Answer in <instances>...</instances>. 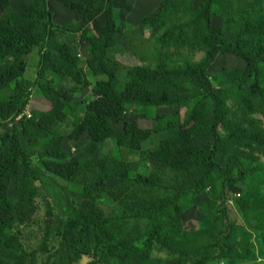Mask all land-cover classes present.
Segmentation results:
<instances>
[{
	"label": "trees",
	"instance_id": "16d2710c",
	"mask_svg": "<svg viewBox=\"0 0 264 264\" xmlns=\"http://www.w3.org/2000/svg\"><path fill=\"white\" fill-rule=\"evenodd\" d=\"M28 1L19 8L12 0H0V264H28L29 260L40 264L41 259L44 264L54 260L80 264L87 255L91 257L88 264H147L154 249L177 254L178 245L166 228L182 221L186 206L195 204L197 194L218 181L223 194L226 184L247 180L264 164V126L259 129L262 132L249 131L250 119H233L232 123L227 115L234 107L264 116V0H222L225 8L219 15L224 25L220 26L212 24L213 7L220 0H202L192 6L189 20L171 24L161 38L193 44L204 50V57L174 68L163 62L154 67L120 65L115 36L125 24L114 0H60L77 11L81 20V24L61 29L54 20L51 0ZM182 1L159 0L143 18L144 23L164 27L168 13ZM88 25L92 31L83 33ZM67 32L77 33V44L85 43L90 51L87 64L90 73L98 77L95 83L85 76L77 46L60 37ZM37 48L41 54L37 84L48 96L52 91L67 102L76 127L70 138L86 140L72 158L64 149L66 136L61 125L69 115L61 105L34 110L32 117L18 120L29 106L35 85L26 77V58ZM219 55H235L245 64L230 89L210 83L209 69ZM69 81L92 89V97L82 102V115H76ZM164 106L184 107L186 113H158L152 127H142L128 114L132 108ZM114 121L122 122V129H117ZM159 133L164 137L158 138L155 147L144 149V143ZM205 137L212 140L210 149L196 142ZM25 138L40 145L38 152L47 171L80 187L69 219L61 224L51 203L46 202L49 217L34 249L25 241V229L40 212L41 190L35 179L38 168ZM108 141L118 153L103 152ZM122 149L144 155L146 172L134 173ZM104 199L123 217L108 215L110 206L102 204ZM129 217L136 221L120 222ZM55 233L62 238L56 250L52 248ZM231 256L232 250L222 245L216 255L197 257L193 264ZM167 260L168 264H182L176 258Z\"/></svg>",
	"mask_w": 264,
	"mask_h": 264
},
{
	"label": "rangeland",
	"instance_id": "374dc122",
	"mask_svg": "<svg viewBox=\"0 0 264 264\" xmlns=\"http://www.w3.org/2000/svg\"><path fill=\"white\" fill-rule=\"evenodd\" d=\"M159 0H114L116 11L119 14L121 22H124V29L116 34L115 56L120 61L122 67H133L136 65L156 66L158 63H165L168 67H179L185 65L188 61L198 62L204 57V50L196 49L193 44H184L178 42L173 37H162V34L171 24L185 23L189 20L192 6H197L202 0H183L181 6L168 13L166 25L152 28L144 23L143 18L157 5ZM238 2H234V6ZM29 4L28 0H12L14 7L24 8ZM233 6V7H234ZM51 10L54 20L61 29L64 25H78L81 20L77 11L64 6L60 0H51ZM225 8V2L220 0L213 7L212 24L216 26L224 25L219 13ZM249 11V4L247 5ZM264 14V1L262 4V15ZM3 12L0 11V16ZM236 20L240 17L234 14ZM257 15H252L256 17ZM103 22H106V15H102ZM227 27V26H226ZM92 25L83 28V33H90ZM228 35H233L228 33ZM60 37L68 40L77 46L81 57V66L87 76L94 83L98 77L93 76L89 71L87 60L90 57V51L86 44L78 45V34L75 32L61 33ZM28 67L26 77L35 82L30 91L27 110L47 111L54 104L61 105L62 109L69 115L66 122L61 125L64 135V149L69 158H72L85 145V141H76L70 138L75 130V118L71 114L68 104L65 100H60L50 91L49 96L37 84L41 78V54L37 48L33 53L27 56ZM244 62L235 55L216 56L210 75L211 86L223 90L230 89L237 78L243 73ZM47 77L53 79L51 73ZM103 77V76H101ZM58 83V81L56 82ZM70 94L75 97L76 115L83 114L82 102L92 97V89L85 88L81 84L69 81L67 82ZM182 90L184 87L181 88ZM61 101V102H60ZM232 107V106H231ZM179 110L184 116L186 108L181 107H159V108H132L128 111L129 117L138 121L142 127H152L154 118L158 113L175 112ZM231 122L248 121L251 124L247 126L249 131L259 130L264 126V116L259 112H246L232 107L227 111ZM233 123V122H232ZM117 129H122L123 123L114 121ZM12 126V124H10ZM19 130L22 129L18 124ZM261 131V130H259ZM263 131V130H262ZM261 131V132H262ZM162 133L155 134L151 139L144 143V149L154 148L158 138L161 139ZM25 143L32 154L34 164L38 171L35 179L41 190L39 197L40 212L32 225L25 229V241L29 248L38 247L44 231L45 222L49 217L46 202L49 201L53 207L54 216L58 224L67 221L72 213V200L75 192L80 190L76 183L59 177L47 171L41 162L38 152L39 144L35 141L25 138ZM199 147L210 149L212 140L210 137L196 140ZM103 152L109 151L118 153V149L112 141H108L103 147ZM122 156L131 160L133 172H143L147 170L146 157L136 155L133 152L122 149ZM222 182L218 181L213 188L207 187L198 193L195 204L186 206L182 221L177 225H170L167 231L173 236L178 245V251L175 255H169L164 251L154 249L151 258L147 264H168L169 257L176 258L182 264H193L197 257L213 256L220 252L222 245L226 249L232 250V256L227 258L215 259L209 264H264V164L257 167L254 174H250L247 180H241L236 184H226L223 194L219 189ZM215 188V189H214ZM15 192L14 186L11 187V194ZM102 204L105 207L110 206L108 215L119 214L116 207L106 199ZM132 224L136 219L121 218L120 222ZM171 223V222H170ZM169 224V223H168ZM52 248L54 250L61 246L62 238L56 234L53 236ZM91 260L90 255L83 258L80 264H88ZM31 264V260L28 261ZM40 264H44L42 259ZM52 264H61L59 260H54Z\"/></svg>",
	"mask_w": 264,
	"mask_h": 264
},
{
	"label": "built area",
	"instance_id": "2783aa9c",
	"mask_svg": "<svg viewBox=\"0 0 264 264\" xmlns=\"http://www.w3.org/2000/svg\"><path fill=\"white\" fill-rule=\"evenodd\" d=\"M32 112H29L27 109L25 110V111H23L20 115H19V117H18V120L19 119H21V118H23V117H25V116H27V117H32Z\"/></svg>",
	"mask_w": 264,
	"mask_h": 264
}]
</instances>
